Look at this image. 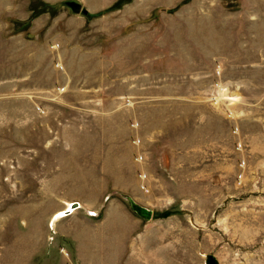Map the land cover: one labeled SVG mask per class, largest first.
<instances>
[{
	"label": "rangeland",
	"instance_id": "1",
	"mask_svg": "<svg viewBox=\"0 0 264 264\" xmlns=\"http://www.w3.org/2000/svg\"><path fill=\"white\" fill-rule=\"evenodd\" d=\"M208 255L264 264V0H0V264Z\"/></svg>",
	"mask_w": 264,
	"mask_h": 264
},
{
	"label": "water",
	"instance_id": "2",
	"mask_svg": "<svg viewBox=\"0 0 264 264\" xmlns=\"http://www.w3.org/2000/svg\"><path fill=\"white\" fill-rule=\"evenodd\" d=\"M72 7L75 11H79L80 9V3L77 2H73L72 3ZM130 205L132 210H134L138 215H140L141 217H144L146 219H149L152 216V210L139 205L138 203L134 202V201H130ZM78 206L77 202H71L68 204L67 208L64 209L63 211H61V215H65L68 214L70 211H72V209H74L75 207ZM207 263L208 264H216V261L214 259V257L212 255H208L207 256Z\"/></svg>",
	"mask_w": 264,
	"mask_h": 264
},
{
	"label": "bare ground",
	"instance_id": "3",
	"mask_svg": "<svg viewBox=\"0 0 264 264\" xmlns=\"http://www.w3.org/2000/svg\"><path fill=\"white\" fill-rule=\"evenodd\" d=\"M65 200V199H64ZM71 202V201H70ZM70 202H68V204L70 203ZM65 208V207H64ZM63 211V210H62ZM53 216V215H52ZM56 217L55 218H57V216H61V213H59L58 212V215H55ZM54 222V221H53Z\"/></svg>",
	"mask_w": 264,
	"mask_h": 264
}]
</instances>
